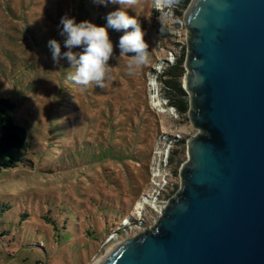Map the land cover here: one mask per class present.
Segmentation results:
<instances>
[{"label": "rangeland", "instance_id": "rangeland-1", "mask_svg": "<svg viewBox=\"0 0 264 264\" xmlns=\"http://www.w3.org/2000/svg\"><path fill=\"white\" fill-rule=\"evenodd\" d=\"M179 1L156 7L138 0L127 8L145 16L149 62L130 74L120 36L109 35L111 79L101 89L68 80L73 70L66 58L53 62L49 40L67 51L54 0H0V98L14 105L13 121L27 135L21 162L0 172V264H76L74 252L78 264H96L116 244L150 230L180 191L186 143L199 130L168 106L159 85L167 64L187 51L184 16L193 0L184 8ZM158 24L167 27L166 37ZM148 88L157 89L154 102ZM175 140L185 141L184 155L169 163L165 155ZM112 145L122 160L107 156ZM105 197L125 201L124 217L106 228L102 218L92 219ZM77 215L81 226L76 233L70 226L61 240L42 219L75 225ZM88 228L96 229L91 239Z\"/></svg>", "mask_w": 264, "mask_h": 264}, {"label": "water", "instance_id": "water-1", "mask_svg": "<svg viewBox=\"0 0 264 264\" xmlns=\"http://www.w3.org/2000/svg\"><path fill=\"white\" fill-rule=\"evenodd\" d=\"M183 90L199 133L155 225L99 264H264V0H193Z\"/></svg>", "mask_w": 264, "mask_h": 264}, {"label": "trees", "instance_id": "trees-1", "mask_svg": "<svg viewBox=\"0 0 264 264\" xmlns=\"http://www.w3.org/2000/svg\"><path fill=\"white\" fill-rule=\"evenodd\" d=\"M47 0H40L41 3H44ZM179 1V0H178ZM51 2V0H48ZM183 8L186 7L188 0H180L178 2ZM54 5L56 6V10L59 16V21L64 16L74 17L76 22L79 23L81 21H89L96 26H104L107 27V15L108 13L115 11L118 7L117 5L107 3V4H98L94 2V0H54ZM129 16L136 17L143 28L145 16L139 14L133 10L125 9ZM144 14V13H143ZM158 34L162 37H166L168 35V30L165 25H157ZM109 35H117L122 36L123 31H116L114 29L108 28ZM131 30V29H129ZM185 62V52L182 51L181 54L176 58V60L167 65L166 69L161 76V80L159 81L160 88L165 91V98L168 102V106L173 107L179 115H187L189 109V100L188 96L182 88V81L185 75L184 69ZM14 105L3 98H0V172L4 169H9L15 167L22 160V155L27 147V135L23 128L16 125L13 121ZM175 147L171 150L168 155L169 163H172L175 160V155L183 156L184 155V140H175ZM117 145L110 146V151L108 152V157L112 158V160H122L125 155L120 152H117ZM179 148H182L179 151ZM136 158L139 162L138 157ZM114 199V203L109 200L108 197H105L101 201V215L98 217L96 215L93 216V220L95 221L97 218L103 219L104 228L111 225L114 222V218H123L124 209L122 200ZM114 205V206H113ZM115 212L116 216H115ZM119 214V215H117ZM27 217V215H25ZM46 221L47 225H51L53 232L56 234V237L61 240L62 235L69 231L70 226H73V230L75 233L77 232L78 227L81 226L82 220L79 216H76L75 225H70V221L65 219L60 223L57 220H53L52 218L43 217ZM121 222V219L120 221ZM118 226V225H116ZM95 230L93 228H88L84 230V235L86 238L91 239V237L95 234ZM109 236V235H107ZM40 242H42L43 246H45L44 238L40 235ZM59 244V242H57ZM73 256L76 258V264H78L79 255L74 252ZM41 264V263H40Z\"/></svg>", "mask_w": 264, "mask_h": 264}, {"label": "clouds", "instance_id": "clouds-1", "mask_svg": "<svg viewBox=\"0 0 264 264\" xmlns=\"http://www.w3.org/2000/svg\"><path fill=\"white\" fill-rule=\"evenodd\" d=\"M94 2L119 5L115 11L108 13L107 27L96 26L87 20L77 23L74 17L66 15L60 21L62 25L60 35L65 37L64 46L67 51L61 53V45L55 39L49 40L48 47L54 63L59 64L62 58H66L69 62V69L73 71L67 73L68 80L85 88L95 84L96 87L103 89L106 80L111 79L112 66L109 61L114 54V45L109 37L108 28L124 33L119 37L118 48L120 57H130L127 65L130 74L135 69L148 64L150 50L145 40L146 33L138 19L129 16L125 10L134 8L138 0H94ZM172 3L173 0H154L156 7ZM81 46L82 52L73 51L74 48Z\"/></svg>", "mask_w": 264, "mask_h": 264}, {"label": "built area", "instance_id": "built-area-1", "mask_svg": "<svg viewBox=\"0 0 264 264\" xmlns=\"http://www.w3.org/2000/svg\"><path fill=\"white\" fill-rule=\"evenodd\" d=\"M171 61V60H170ZM169 61V62H170ZM173 62L171 61V64H172ZM170 63H168L167 65H169ZM149 89V88H148ZM150 91H149V93H150V97H148L149 98V100L150 101H153L154 100V97L157 95V89L156 90H154L153 88H150L149 89ZM154 102V101H153ZM168 159V155L166 154L165 155V160H167ZM162 178H161V182H162V184H166L165 182V180H166V178L164 177V176H161Z\"/></svg>", "mask_w": 264, "mask_h": 264}, {"label": "bare ground", "instance_id": "bare-ground-1", "mask_svg": "<svg viewBox=\"0 0 264 264\" xmlns=\"http://www.w3.org/2000/svg\"><path fill=\"white\" fill-rule=\"evenodd\" d=\"M109 251H110V250H109ZM109 251H108V252H109ZM108 252H107V253H108ZM102 259H103V258H102ZM100 262H101V261H100ZM100 262H98V263H96V264H99Z\"/></svg>", "mask_w": 264, "mask_h": 264}]
</instances>
